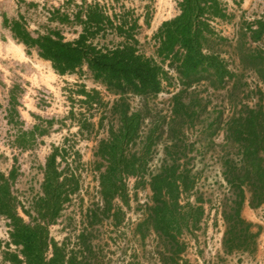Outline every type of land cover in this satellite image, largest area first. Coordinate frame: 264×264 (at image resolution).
<instances>
[{"label": "rangeland", "instance_id": "rangeland-1", "mask_svg": "<svg viewBox=\"0 0 264 264\" xmlns=\"http://www.w3.org/2000/svg\"><path fill=\"white\" fill-rule=\"evenodd\" d=\"M223 2L226 17L211 21L220 40L214 37L208 49L216 51L228 69L238 73L236 89L231 87V82L212 86L207 79L185 86L175 62L165 68L168 74L161 92L148 97L126 95L131 106L128 115L139 110L142 116L129 144L128 153L136 156L131 155L129 159L136 165L144 146L148 144L150 148L145 164L124 179L126 201L118 197L112 200L110 213L118 209L117 220L102 216L89 236L86 214L94 202L100 201L98 174L106 166L104 162L97 170L96 162L101 161L96 150L98 142L107 139L111 127L115 128L118 123L112 109L117 95L94 81L85 66L74 73L58 74L50 61L38 56L36 49L27 48L15 39L3 20L20 18L32 36L58 31L65 40H73L82 30L80 19L85 18L88 5L98 3L110 15L129 9L140 26L139 51L159 60L152 36L163 21L178 15L177 0H0V173L6 176L13 173L9 181L11 190L29 207L41 190L44 166L52 148L66 147L64 160L58 157L57 162L60 161V168L68 163L76 170L79 190L49 225V233L58 243L66 242L77 257L81 249L80 233L85 234L83 239L97 243L99 248L93 251L83 249L86 255L83 264H162L158 257L162 245L157 234L150 230L140 240L135 232L147 206L151 205L150 178L163 167L167 169L172 159L177 164L167 174L175 173L186 185L180 203L198 205L203 201L202 212L192 211L189 218L180 221L178 236L185 245L178 264H264V204L251 208L248 192L241 214L254 224L253 231L258 233L255 247L248 250L243 244L229 253L222 248L221 203L230 190L220 167L222 155L228 152L223 146L224 134L235 102L253 106L264 97V87L256 75L241 70L237 43L243 33L241 27L256 19L264 20V0ZM107 27L100 28L96 34L98 44L120 41ZM249 35L245 33L247 47L264 52V33L256 41ZM78 84L85 85L87 90H96L100 103L89 107ZM181 91L185 92L181 93L175 108L173 95ZM85 119L93 126L87 125ZM197 198L201 200L196 202ZM183 211H187L186 207ZM8 229V220L0 215V264H10L3 258L9 241Z\"/></svg>", "mask_w": 264, "mask_h": 264}, {"label": "trees", "instance_id": "trees-1", "mask_svg": "<svg viewBox=\"0 0 264 264\" xmlns=\"http://www.w3.org/2000/svg\"><path fill=\"white\" fill-rule=\"evenodd\" d=\"M177 6L178 15L163 21L152 36L159 60L139 51L137 33L140 26L129 9L110 15L102 11L98 3L88 5L85 18L80 19L82 30L73 40H65L58 31L32 36L20 18L3 20V25L9 28L15 39L27 48L36 49L38 56L50 61L58 74L74 73L85 66L94 81L100 82L117 95L112 109L117 114L118 123L115 128L111 127L107 139L98 142L96 150L101 161L96 162L97 170H100L99 166L104 162L106 166L98 174L100 201L94 202L86 214L89 218L86 233L89 236L96 230L95 224L102 220V216L111 221L117 220L118 209L110 213L112 200L118 197L122 202L126 201L124 179L145 164L150 148L146 144L137 153L136 165L130 160V156H136V153H128L129 144L142 116L139 110L128 115L131 106L126 95L148 97L161 92L162 83L168 74L165 68L175 62L180 81L185 86L207 79L212 86H225L231 82V87L236 89L239 82L238 73L228 69L216 51L208 49L209 44L214 43V37L220 40L211 21L226 17L223 0H177ZM105 26L120 41L115 44L95 42L96 34ZM241 32L237 39L241 70L253 72L264 87V52L247 47L245 41L246 32L250 33L249 38L254 41L261 37L264 33V20L256 19L253 23H247L241 27ZM78 87L89 107L100 103L96 90H87L82 84H78ZM261 90L258 87L262 95ZM183 92L173 95L175 108ZM235 103L224 134L223 146L228 148V152L220 160L222 177L230 190L221 203L224 224L222 248L227 253L242 248L243 244H246L248 250H253L256 244L258 233L253 231L254 224L241 214L246 193H249L248 205L251 208L264 204V97L253 106ZM85 122L93 126L91 121ZM65 154L66 147L52 148L44 166L41 190L29 207L11 190L9 181L13 173L7 176L0 173V215L8 220L9 228V241L3 258L10 264H83L86 256L83 249L93 251L99 248L94 241L83 239L85 234L80 233L78 240L81 241V249L79 247L77 257L66 242L58 243L50 236L49 225L58 218L64 204L79 190L76 170H72L68 163L65 167L59 166ZM75 154L79 157L78 152L75 151ZM176 164L177 160H170L167 169L163 167L150 178L151 205L147 206L135 230L140 240H144L150 230L157 234L162 245L158 251L162 264H178L185 245L178 236L180 221L189 218L192 211H203V201H199L198 205L180 203V195L186 185L175 173L167 174L168 169ZM198 200L201 199L197 198L196 202ZM184 207L187 211H183ZM22 215L30 221H25ZM184 224L187 225V222ZM11 245L14 249L9 248Z\"/></svg>", "mask_w": 264, "mask_h": 264}]
</instances>
